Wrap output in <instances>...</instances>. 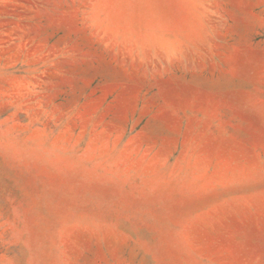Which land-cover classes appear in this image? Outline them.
I'll use <instances>...</instances> for the list:
<instances>
[{
    "label": "rangeland",
    "instance_id": "obj_1",
    "mask_svg": "<svg viewBox=\"0 0 264 264\" xmlns=\"http://www.w3.org/2000/svg\"><path fill=\"white\" fill-rule=\"evenodd\" d=\"M0 264H264V0H0Z\"/></svg>",
    "mask_w": 264,
    "mask_h": 264
}]
</instances>
